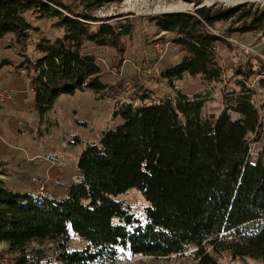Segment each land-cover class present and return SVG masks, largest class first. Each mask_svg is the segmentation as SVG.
<instances>
[{"label":"trees","instance_id":"1","mask_svg":"<svg viewBox=\"0 0 264 264\" xmlns=\"http://www.w3.org/2000/svg\"><path fill=\"white\" fill-rule=\"evenodd\" d=\"M123 1L0 0V41L13 33L24 49L20 63L3 60L0 69L14 65V75L26 76L41 121L61 95L87 89L95 100H112L114 117L123 120L102 130L98 141H86L77 160L80 175L64 197L16 190L0 178V242L19 254L16 264L46 257L42 249L30 248L34 241L55 243L54 264H119L126 253L188 254L196 264H219L226 252L233 259L264 262V145L251 157L264 134L255 91L247 79H237L223 93L224 110L204 116L207 94H187L176 86L186 74L199 75L205 86L223 82L225 39L216 24L232 20L241 23L240 31L264 33V5L200 6L201 0H184L199 5L152 15L158 32L170 33L181 54L162 72L175 94L142 95L135 103L136 98L120 99L121 81L103 80L99 56L88 48L108 47L123 59V38L133 24L94 14ZM28 14L52 20L58 32L38 37L37 58L26 49L29 30H40ZM258 72L264 76V63ZM0 173L6 174L1 166ZM131 188L149 201L145 220L116 198ZM73 236L85 246L71 248Z\"/></svg>","mask_w":264,"mask_h":264},{"label":"rangeland","instance_id":"2","mask_svg":"<svg viewBox=\"0 0 264 264\" xmlns=\"http://www.w3.org/2000/svg\"><path fill=\"white\" fill-rule=\"evenodd\" d=\"M201 2L200 6H209L215 3L227 6L246 4L247 8L251 3L264 5V0H201ZM73 3L77 5L78 2ZM196 8V3L183 0H131L129 2L106 4L94 11L97 16H113L116 20L133 24L132 33L123 38L126 51L123 53L124 57L121 61L118 53L111 48L97 46L91 49L94 46L88 45V48L99 56V61L103 67V77L112 81L110 84H117L118 81H121L120 99L136 98L135 103H138L139 100L137 98L142 95H149L153 99H159L175 94V89L163 78L162 72L174 67L180 61L181 54L171 41L172 35L166 32H158L150 17L164 11H192ZM27 17L33 27L40 29L39 31L35 29L29 30L31 36L27 41L26 48L29 55L37 58L39 54L34 49L38 37L40 35L54 37L58 32L52 27V20L39 19L32 14H28ZM239 27H241V23L232 20L216 24V28L224 35L225 39V42L220 46V60L224 67L223 82L211 83L205 86L199 75L186 74L183 80L176 83V86L187 94L204 91L207 94V99L202 111L203 115H219L224 110L223 93L225 89L233 87L237 79L245 78L248 85L255 91L254 101L260 108L264 124V76L258 74L259 68L264 63V33L260 31L243 32L238 30ZM156 44L162 45L166 50L163 56H160L155 51ZM21 45L13 33L3 38L0 41V63L3 60H9L14 64L20 63L23 59L20 53L24 51V49H21ZM128 47L130 49L126 53ZM126 58H129L135 65L129 64L133 66V70L126 75L127 78L125 79L120 74ZM151 68L154 71L153 74L149 75L148 70ZM13 70L14 65L5 66L3 71L0 72V76L4 75V73H12ZM23 81L22 79L15 80L16 84L21 87L19 93L15 91V96H30V92L24 86ZM127 81L130 82L129 86L126 84ZM2 82L4 83V81ZM104 101L111 102L113 106L112 100L107 99ZM104 101L95 100L94 98L93 102L97 104L95 110L98 113L95 125L89 127V123L83 124L87 127V131L90 132L91 140L98 141L101 130L115 128L123 121L122 118L117 119L114 115L110 118L106 117L104 110L101 111ZM5 104L0 105V107ZM82 104L84 103L78 102V107ZM233 116L237 117L239 114L234 112ZM28 117L30 123L20 124L25 134L18 141L13 142L11 139L13 137L10 135L6 137L14 146H20L18 151L22 150V152L20 151L19 155L0 156V163H2L0 166L6 173H0V178L5 179L7 184L16 190L27 192L33 190L37 192L40 186H44L45 194L64 197L68 194L71 184L78 180V177L75 176V171L79 173L76 160H78L85 148L86 141L70 146L64 140V135L66 134L64 128L56 125L53 119L50 118L51 120L49 119L45 123L39 124L32 117V112H28ZM29 133L35 137L34 144L39 147L40 150L38 152L42 155V157L33 161L21 159V156L25 157V152L27 153V150H24L28 143ZM96 136L98 137L96 138ZM38 140L40 143L43 140V143L41 145L38 143V145ZM263 145L264 134L260 142L253 144L251 156L253 160L257 158L258 152ZM54 163L56 164L52 166ZM44 169L46 170L44 171ZM52 170H57L63 174L60 180H46L45 175L48 172H52ZM39 175L41 176L39 177ZM116 198L128 203L132 212L145 220V209L149 205V201L140 190L131 188ZM69 246L71 248H82L85 243L78 237L73 236ZM30 248H40L46 253V257L36 264H54L55 243L34 241ZM18 255L11 252L7 243L0 242V264H16ZM119 264H196V262L188 254L169 258H154L126 253L122 255V260ZM219 264H264V262L255 259L244 261L233 259L230 253L226 252L221 256Z\"/></svg>","mask_w":264,"mask_h":264},{"label":"crops","instance_id":"3","mask_svg":"<svg viewBox=\"0 0 264 264\" xmlns=\"http://www.w3.org/2000/svg\"><path fill=\"white\" fill-rule=\"evenodd\" d=\"M127 45V44H126ZM128 46V45H127ZM97 46L91 47L96 48ZM130 48H127V52ZM95 53V52H94ZM177 63V62H176ZM129 64L135 65L129 58L125 59V63L122 67L121 77L127 78L126 75L133 70V66ZM3 71V68L0 69V72ZM165 71V70H164ZM22 79L24 80L23 84L28 88L30 92V96L25 95H16L14 102H9L5 104L3 107H0V156H10V155H19L20 151H18L19 147L14 146L12 142L7 139L8 135H10L13 142L18 141L20 137L23 136L24 131L20 127V124L30 123L28 112H32V117L35 121H38L39 124L45 123L50 118L53 119V122L56 125H59L60 128H64L65 131V141L70 144V146L75 145V143H82L84 141H95L91 140L90 132L87 131V127L83 124L76 123L75 119L80 121H87L89 123V127L95 125L98 119V113H96L95 107L96 103H94V91L87 89L84 91L78 90L74 94H63L59 97L58 101L54 105L52 111L45 116L44 120H40V116L38 112L34 109V91L30 88L29 82L25 75L16 76L13 73H4V75L0 76V86L10 88L19 93V89L21 88L19 84H16L15 80ZM103 80L111 83L112 81L108 80L106 77H103ZM4 81V83L2 82ZM0 87V88H2ZM33 99V100H32ZM13 101V100H12ZM83 102L84 104L78 107V102ZM29 103V104H28ZM104 110L106 113V117L110 118L113 116V106L111 102L104 101L103 106H101V111ZM120 117H117V119ZM50 119V120H51ZM108 129V128H107ZM32 131V130H31ZM102 132V130H101ZM100 132V134H101ZM29 139L27 146L24 151L25 157L21 156L22 160L33 161L36 158L42 157L40 149L34 144L33 134L29 133ZM61 136V135H60ZM98 136H96L97 138ZM100 137V135H99ZM95 138V136H94ZM82 140V142H80ZM40 143L39 140L37 144ZM43 143H40V145ZM39 145V144H38ZM77 157V156H76ZM45 158V157H44ZM77 161V160H76ZM54 163L52 166H54ZM46 169H44L45 171ZM75 176L79 177L80 172L75 171ZM41 175H39L40 177ZM63 176V174L57 170H52V172H48L45 175L46 180L58 179ZM30 192L36 193L31 190Z\"/></svg>","mask_w":264,"mask_h":264},{"label":"built area","instance_id":"4","mask_svg":"<svg viewBox=\"0 0 264 264\" xmlns=\"http://www.w3.org/2000/svg\"><path fill=\"white\" fill-rule=\"evenodd\" d=\"M155 51L158 52V54L160 56H163L165 54L166 50L163 48L162 45L156 44L155 45ZM153 68L148 70V74L149 75L153 74V71H154ZM126 84L129 86L130 82L127 81ZM14 99H15V91L14 90H12L10 88H7V87L0 88V105L8 103V102H10V101H12ZM44 190H45V187L44 186H40L39 189L37 190L36 194L44 195L45 194ZM2 264H5V263H2Z\"/></svg>","mask_w":264,"mask_h":264},{"label":"bare ground","instance_id":"5","mask_svg":"<svg viewBox=\"0 0 264 264\" xmlns=\"http://www.w3.org/2000/svg\"><path fill=\"white\" fill-rule=\"evenodd\" d=\"M129 1H131V0H124V2H129ZM182 1V0H181ZM184 1V0H183Z\"/></svg>","mask_w":264,"mask_h":264},{"label":"water","instance_id":"6","mask_svg":"<svg viewBox=\"0 0 264 264\" xmlns=\"http://www.w3.org/2000/svg\"><path fill=\"white\" fill-rule=\"evenodd\" d=\"M199 4H196V7L198 6Z\"/></svg>","mask_w":264,"mask_h":264}]
</instances>
